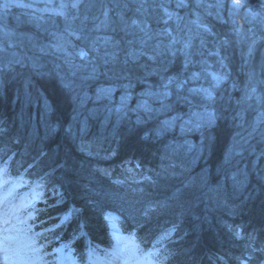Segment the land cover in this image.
<instances>
[{
    "label": "trees",
    "instance_id": "obj_1",
    "mask_svg": "<svg viewBox=\"0 0 264 264\" xmlns=\"http://www.w3.org/2000/svg\"><path fill=\"white\" fill-rule=\"evenodd\" d=\"M152 4L83 0L68 8L69 18L78 17L71 29L111 38L105 48L115 59L104 63L92 53L94 74L53 48L55 30L69 27L64 17L14 6L2 12L0 4V168L13 184L11 206H28L24 226H31L29 236L42 233L36 239L48 264L64 245L81 264L110 256L120 231L140 256L155 246L167 256L163 264H239L236 258L248 255V264H262L264 121L254 116L264 101L260 44L236 43L237 29L251 25L244 19L208 16L205 25H190L192 5L172 7L182 19L168 20L165 35L167 17ZM132 20L147 26L146 44ZM70 38L74 54L91 41ZM203 51L218 55L215 66L223 64L227 74L212 96V123L184 135L162 118L195 102L187 76L212 64L200 60ZM118 84L129 86L130 102L100 92ZM165 85L169 95L155 104L134 91ZM237 145L242 155L231 154Z\"/></svg>",
    "mask_w": 264,
    "mask_h": 264
},
{
    "label": "rangeland",
    "instance_id": "obj_2",
    "mask_svg": "<svg viewBox=\"0 0 264 264\" xmlns=\"http://www.w3.org/2000/svg\"><path fill=\"white\" fill-rule=\"evenodd\" d=\"M64 2H68V0H64ZM161 2L165 3V5L168 7L170 12L175 13L172 7L177 6L178 0H155V2L153 0V4H152L153 8L160 9L156 5ZM60 3H61V0H0V4L3 7L1 9L2 12H5L6 9H7L6 11L10 10V8L14 6V8H18L21 11L25 10L27 12H30L31 15L35 14L38 16L40 15L44 16L45 14L46 15L50 14V15L55 16L56 15L55 11L58 9V6ZM186 3H187V6L188 5L193 6V10L191 13L192 18L189 23H191L190 25L192 26L195 25L196 28L200 27L201 25H205V22L208 19V16H216L217 18H223L227 16L229 20L234 23L237 22L238 19H244L246 22L248 21L251 24L248 26V28H243L240 30L237 29L235 33L236 34L235 41L237 44L244 43L247 46L249 44L252 45L254 42L258 43L257 45L260 44V47H261L260 51L264 54V0H244L246 7L241 8L239 11H236V12H233V9L231 8V0H200V6H197V0H186ZM5 5H7V7H5ZM179 8H183V7H179ZM249 8H251L253 12L258 13V15H256L255 17L250 15ZM65 11L68 12V9H66ZM175 16H174L173 21L177 22V20L175 19ZM161 26H163L165 29H168L169 31L172 28V26L168 22L167 24H165V22L162 23ZM162 32L165 33V35L168 34L164 30H162ZM52 37L53 38H51V43H52L53 48L55 49V51L59 52L61 56L64 55L63 58L67 59V57L69 56L68 58L71 59L73 62H75L76 67L84 63L83 61L80 60L78 56H76L73 52L69 50L70 43L72 42L73 44V41H70L71 38L70 36L67 35L66 30H55V33L54 35H52ZM96 37L103 38V37H106V35L104 33L99 32L98 35H96ZM88 39L93 40V39H90V37ZM58 45H60V47H58ZM107 46L100 45V50L103 51V54L106 51L105 47ZM80 48H85V50H87V46L85 47V45L83 44L77 47V50H79ZM199 57H200V60L202 61L211 62L212 66L207 64L205 66L206 68L203 66L204 70L202 68H201L202 70L200 68H197L196 71L191 72V74L187 76L188 77L187 79L189 80V84H187L186 86V93L189 92L194 97L195 102L191 104L187 108V110H185L184 112H177V114L169 115V116H166V118H162V122L166 126L170 128H176L177 131H180L181 134H184V135H187L190 131L197 128L195 126V122L197 121L198 117L194 114L203 113L205 109H207L208 112L213 114V109H211L212 99L204 100L202 99L201 95L193 94L189 91V89H193V88L208 89L212 92V96H214V92L217 90L218 84L221 81H223L224 77L227 74V68L226 66L222 64V62L219 61V63L223 65V66L220 65L222 68L215 66L214 61H217L218 55L215 56V55H212L211 53H208L207 51L205 53L203 51L201 52V54H199ZM89 59L93 60L92 53L91 54L89 53ZM198 63L199 62H197L196 64ZM193 73H198L199 78L192 79ZM213 76L221 77V79L219 81L214 80ZM122 87H124V85H120V84L111 85L107 87L105 86V88L103 87L104 90H102L103 88H101L100 92L104 91V93L109 94V97H113L114 99L118 100L120 103L130 102L131 101L130 96H129L130 92L128 91L129 86L126 85L125 88L122 89L123 91L121 90ZM134 91L138 92L137 97H139V100L140 99L143 100V98L146 97L150 101V102L148 101L150 104L160 103V100L162 98H165V96L162 95L165 91L170 93V91L168 89H165V87L151 88L149 86H147V88L144 87L143 89L138 88V89H135ZM137 105L134 104V106L132 107L137 108ZM141 108L143 110V113H145L146 115L150 114V117L155 115L153 111L150 112V110L152 109H150L149 105L147 106V105L139 104L138 109H141ZM146 112H148L149 114H147ZM254 116L256 118L255 119L256 122L264 121V101L262 102V104H259L258 109L256 110ZM189 121H192V123H189ZM4 180H7L8 184L5 186L6 189H4V187L0 188V198L7 196L9 190L11 191V193L14 190L13 188L12 189L9 188L10 185H13L12 183L11 184L9 183V178H7L6 175H0V183H2ZM11 202H12L11 197H8L9 206H11ZM21 219H23V217H21ZM22 227L27 228V226H24V225H22ZM116 239L117 240L115 241L116 242L115 245L117 244L118 240L121 243L128 240L126 235L121 233V231L120 233H118ZM68 254H69V251L67 249L65 250L63 249V253L57 252L55 255L56 257H55L54 264H57V261L61 255L67 256ZM43 257H44V260L48 264V260L47 258H45L46 257L45 253L43 254ZM144 258H145V254L142 256H140L139 253L137 254V259L143 260ZM110 259H111V256L109 255L106 257L98 256L96 259L92 261L90 260L86 264H108V261ZM76 264H81V263L76 261ZM114 264H123V261H115Z\"/></svg>",
    "mask_w": 264,
    "mask_h": 264
},
{
    "label": "snow or ice",
    "instance_id": "obj_3",
    "mask_svg": "<svg viewBox=\"0 0 264 264\" xmlns=\"http://www.w3.org/2000/svg\"><path fill=\"white\" fill-rule=\"evenodd\" d=\"M147 2L148 0H142L141 6L143 7V5ZM82 3L83 0H68V2H64V0H61L58 9L55 11V14L62 16L66 21H69V27L66 28L68 36H74L77 39L87 40L88 37H84L82 35V30L77 31L71 29L70 21H74L78 17L73 16L69 18L67 12L65 11L68 8L78 9ZM156 6L159 7L164 13V16L167 17V19H165L164 21L165 24H167L168 20H171L175 14L170 12L168 7L163 2L157 4ZM197 6H200V0H197ZM5 7H7V5H5ZM177 7H187L186 0H178ZM244 7H246L244 0H231V8L233 9V12L239 11ZM249 14L253 17L258 15V13L253 12L251 8H249ZM104 15L105 17H107V12H105ZM85 19H87V17H85ZM177 19L182 18L177 17ZM131 24L144 34V38L140 41L142 45L146 44L148 40L152 39V35L147 30L146 25H142L141 22L137 20H132ZM101 27H106V25H97L96 30L99 31ZM164 31L171 35L168 29H165ZM175 42V38L173 37L171 43L174 44ZM109 44H111L110 37H96L87 44V50H85V48H80L79 50H77L75 55L84 62L82 65H78L77 67H91V74H94L97 71V65L93 62V60L89 59V53H95L97 58L103 59L104 63H108L109 60H114V53H108L107 51H105L102 57L99 55L100 45L107 46ZM58 47H60V45H58ZM185 47H187V45H185ZM129 55L135 56V50H131L129 52ZM151 58L152 57H150V59ZM198 78V73L192 74V79ZM213 79L219 81L221 77L213 76ZM171 82L172 80L170 79L169 83ZM164 87L165 89H167V85H165ZM178 87H183V82L179 84ZM189 91L193 94L201 95L202 99L204 100L212 99V92L208 89L193 88L189 89ZM253 91H255V89H253ZM162 95L167 97L169 93L165 91ZM194 115L198 117L197 121L195 122V126L197 128H199L201 125H210L214 119V115L208 112L207 109H205L203 113H196ZM189 123H192V121H189ZM253 131H255V128L253 129ZM243 150L244 149L242 145H237L234 147L231 154L242 155ZM261 155H264V153H261ZM6 172V168H0V175H4L6 174ZM7 184L8 181L4 180L2 183H0V188L5 187ZM10 195L11 191L9 190L7 196L0 198V264H47L42 254L44 245H38L36 239V237L41 236L42 233H35L34 236H29L28 233L31 232V226H28L27 228L22 227V225H25L27 223V221L21 219V214L26 210L28 206H9L8 197ZM70 216L71 210L61 219V224L68 220ZM34 218V215L30 213L27 219ZM59 226V224L54 225V227ZM51 230L52 229H48V231ZM235 235L237 237H240L241 233L239 231H236ZM248 239L250 241H254V237L251 235L248 237ZM67 247L68 245H64L61 249H56L55 251L58 253H63V248ZM246 247L250 248L251 244L247 245ZM252 250L256 251L257 249ZM259 250L264 251V248ZM140 251L141 250L139 249V246L135 244L134 240H126L123 243L118 240L117 244L114 246L112 252L110 253L111 259L108 261V264H114L115 261H123V264H133V262L134 264H163V260L167 259V256L161 257L159 250L155 249V246L154 250L147 253L143 260L137 259V254L140 253ZM92 254L93 253L90 250L89 257H91ZM236 259L239 261V264H248V260L252 259V257L248 255L246 258L237 257ZM57 264H76V261L72 257L71 251H69V254L67 256H60ZM262 264H264V262H262Z\"/></svg>",
    "mask_w": 264,
    "mask_h": 264
}]
</instances>
